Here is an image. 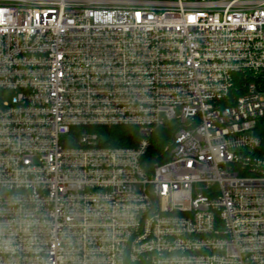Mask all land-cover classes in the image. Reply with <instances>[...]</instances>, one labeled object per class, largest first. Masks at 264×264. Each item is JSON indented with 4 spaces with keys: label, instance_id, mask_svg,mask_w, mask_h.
Wrapping results in <instances>:
<instances>
[{
    "label": "built area",
    "instance_id": "built-area-1",
    "mask_svg": "<svg viewBox=\"0 0 264 264\" xmlns=\"http://www.w3.org/2000/svg\"><path fill=\"white\" fill-rule=\"evenodd\" d=\"M8 222L0 264H264V0H0Z\"/></svg>",
    "mask_w": 264,
    "mask_h": 264
},
{
    "label": "trees",
    "instance_id": "trees-1",
    "mask_svg": "<svg viewBox=\"0 0 264 264\" xmlns=\"http://www.w3.org/2000/svg\"><path fill=\"white\" fill-rule=\"evenodd\" d=\"M96 132L102 136L103 144L109 147L131 148L140 140L139 130L135 127L98 128ZM173 133L172 127L159 128L154 132L145 158L148 163H163L166 160L165 150L171 143Z\"/></svg>",
    "mask_w": 264,
    "mask_h": 264
},
{
    "label": "clouds",
    "instance_id": "clouds-1",
    "mask_svg": "<svg viewBox=\"0 0 264 264\" xmlns=\"http://www.w3.org/2000/svg\"><path fill=\"white\" fill-rule=\"evenodd\" d=\"M27 227H31V222H23ZM11 222L0 224V252H13L15 249L13 247L14 232L10 231ZM162 264H202L200 259H192L188 257H171L162 262Z\"/></svg>",
    "mask_w": 264,
    "mask_h": 264
}]
</instances>
